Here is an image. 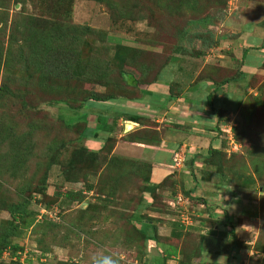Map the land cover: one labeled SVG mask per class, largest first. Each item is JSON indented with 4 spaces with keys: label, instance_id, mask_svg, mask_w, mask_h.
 <instances>
[{
    "label": "rangeland",
    "instance_id": "rangeland-1",
    "mask_svg": "<svg viewBox=\"0 0 264 264\" xmlns=\"http://www.w3.org/2000/svg\"><path fill=\"white\" fill-rule=\"evenodd\" d=\"M194 1L193 5L180 0L63 1L60 10L66 11L69 2L72 22L92 27L80 44L73 45V51L67 46L63 50L67 66L78 70L77 73L67 74L61 60L55 59L52 64L49 61V66H44V69L51 73V78L45 81L50 80L59 86L57 90L49 89L39 85L35 72L31 71L32 76L25 79V73L17 70L16 62L12 63L9 70L12 80L8 84L12 93L0 101V128L5 129L0 131V197L4 201H15L17 188L26 182L22 178H29L33 186L43 174L46 177L44 194H30L28 208L36 213L35 219L29 226L21 227L20 236L12 240L22 246V250L16 253V264H103L106 258L116 261V264H158L166 245L175 246L176 256H170L165 262L177 264L181 258L179 247L183 236L170 239L168 227L170 222L179 220L181 210L198 227L194 234H200V229L207 234V228L213 224L210 220H220L215 235L202 238L200 261L224 263L226 257L216 254V251L223 248L231 237L230 230H233L239 246V262L235 264H264V251L261 249L264 247V67L260 62L252 69L247 57L248 63L243 67L238 57L246 40H254L252 47L257 51L260 47L264 49V0ZM42 5L44 3L37 0H9V19L15 16L19 26L20 16L26 13L46 21L59 19L67 25L65 13L63 17L50 18L43 12ZM8 25L9 21L7 28ZM66 31L70 32L68 28L61 30L62 33ZM7 32L6 29V35ZM180 32L183 34L178 39ZM2 41L5 42V37ZM116 44L138 49L133 64L146 80H153L156 71L171 61H178L189 68L193 78L188 86L194 88L197 80H208L215 85V81L231 77L236 69L239 70L234 79L237 82L232 87L237 90L233 91L234 94L245 96L242 105L229 103L228 108L217 110L222 120L217 146L228 158L227 162L224 164L223 157H217L223 164L221 175L216 167L202 162L193 165L191 174H184V188L197 183L193 199L182 193L178 183L170 185L168 180L163 191L174 192H168L166 196L165 192L157 190L155 195L158 197L150 201L147 198L149 194L144 195L146 192L142 190L144 182L141 175L128 165L122 175L109 173L108 176L112 177L110 182L107 180L109 184L99 189L101 184L97 187L96 183L99 171L105 172L104 158H108L106 153L111 148L109 140L104 141V147L102 145L98 153L104 157L99 160L101 164L96 174L91 173L85 180L81 178L89 165L88 159L92 157L86 158L89 146L79 138L83 126L66 127L59 120L73 123L81 113H87V105L82 107L81 113L78 110L73 112L70 107L77 104L85 92H106L102 85L87 83L77 75L81 66L91 60L90 57L111 62V48ZM112 66L117 67L116 64ZM93 69L87 70L88 73L91 74ZM58 74L62 77L59 78ZM112 81L113 78L109 85ZM163 84H167L166 81ZM60 97L64 101H57ZM217 101L213 95L208 97V105H215ZM21 135L27 136L23 140L28 141L32 149L25 159V168L15 174L11 172L15 165L12 166L6 153L11 150L8 142L13 136ZM83 146L88 149H85L86 154L78 150L84 149ZM70 161L75 182L66 181L64 174V168ZM185 166L188 170L192 164L187 162ZM69 169H66L67 173ZM178 174H182L181 171ZM86 181L93 189L86 190ZM57 190L81 192L83 197L65 199L62 194L55 198L52 194ZM2 203L0 220H8L9 215L1 208ZM40 208L45 213L39 217ZM154 208H159L162 214L159 219L164 228H160V232L165 245L149 240L145 247H141L133 241L136 232L131 224V214L145 212L141 216L148 219L150 215H156L151 210ZM221 222L226 223L225 229ZM194 234L191 236L195 237ZM24 248L30 249L24 254ZM35 248L44 249L45 254L34 251ZM0 260L2 264H13L6 255H2Z\"/></svg>",
    "mask_w": 264,
    "mask_h": 264
},
{
    "label": "trees",
    "instance_id": "trees-1",
    "mask_svg": "<svg viewBox=\"0 0 264 264\" xmlns=\"http://www.w3.org/2000/svg\"><path fill=\"white\" fill-rule=\"evenodd\" d=\"M9 0H0V70L2 69V73L0 75V101L1 98L7 96L8 94L12 93V90H10V87L8 84H10L11 73L9 72L10 69H12L13 65L12 63L16 62V68L17 70H21L25 73V77L32 76L31 71L35 72L38 79V83L43 88H56V90L59 88V86L52 84L49 81H45L48 77L51 78V73H47L44 69V66H49V61H51V64L54 62L55 59L61 60L63 64L65 65L66 69L65 72L67 74H76L78 70H71L65 61L63 50L64 47L67 46V48L73 49V45L77 46L81 43L84 37L90 33L92 30V27L84 25V24H77L72 22L71 19V8H69V2L66 4L67 8L66 11L60 10V7H63V1L66 0H37L39 2H43L44 5H42L43 12L47 13V15L50 18H54L55 16H59L63 13L66 14V23L67 25L63 24L59 19L56 20H50L46 21L42 18H38L35 16H32L30 14H22L21 20L18 23L15 21V16L10 17L8 14V8H7V2ZM26 0H15V2H25ZM99 2H103V0H97ZM182 2H185L187 4L193 5L195 2L194 0H180ZM109 5H113L111 3H108ZM60 6V7H59ZM9 21V25L7 28V23ZM65 26V27H64ZM8 30L6 35V29ZM68 30L70 32H61L62 29ZM74 31V33H72ZM183 33L180 32L178 39L182 36ZM5 37V42L3 43L2 38ZM63 43V44H62ZM69 43V44H68ZM138 49L130 48L129 46H123L121 44H116L113 49L112 53V61L108 62L107 60L99 61L98 58L90 57L91 60H87L85 66H81V70L79 71L77 77L81 78L82 81H85L87 83H98L102 85L105 88V93H96L92 90L85 92L80 97V101L73 105H70V107L73 108H82L83 106L88 105L87 103L89 101L91 102H107L110 99H116L119 97H128V98H134V94L138 89V85L140 83L149 84L152 83L149 79H144L140 76V73L137 72V69H135V65L133 62H135V55L136 51ZM59 53H61V56H57ZM52 58V59H51ZM64 58V59H62ZM68 59V57H67ZM15 60V61H14ZM116 64L117 67H113L112 65ZM137 65V64H136ZM261 66L264 67V58L261 61ZM94 68L93 72L90 74L88 73L90 68ZM162 68V67H161ZM160 68V69H161ZM156 71V74L158 71ZM88 70V71H87ZM116 70V71H114ZM239 70H235L234 74L231 77H223L220 81H215L214 84L216 86L227 83L229 81L234 80L235 74H238ZM115 72V73H114ZM134 73H138L137 76H134V82L133 83H127L126 77L127 74H131L132 76ZM115 74V75H113ZM49 75V76H47ZM60 76V74H58ZM55 78H58L57 75H55ZM242 76V75H241ZM60 76L59 78H61ZM113 78V83L110 84L109 80ZM156 79V76L154 77ZM26 79V78H25ZM109 82V83H108ZM114 84V85H113ZM116 88V89H115ZM53 91V90H51ZM69 99V97H68ZM57 101H64V98L60 97L57 99ZM215 111V110H214ZM99 118H97L98 120ZM64 126L70 127V126H77V124H82V128H80L79 131V138H82L84 135L88 134V127L86 126V119L85 117L81 118V121H77L74 123L70 122H64V119L59 120ZM101 126H105L106 119L101 118L100 120ZM5 130V129H1ZM26 135H21V137L13 136V138L8 142L10 145V153H6V157H10L11 164L14 166L12 173H17L18 171H21V169H24L26 165L25 159L32 148L29 146V142L23 140ZM20 139H18V138ZM27 137V136H26ZM136 138L140 139H146L141 138L138 136H134ZM31 141V136H29ZM111 140V139H110ZM107 142L108 140L105 138L104 140ZM148 141H155V138H149ZM112 145V143L110 142ZM84 147V146H83ZM104 147V145H103ZM102 148V147H101ZM101 148L97 151H89L88 155H86V158L92 155L91 158L88 159L89 165L87 170H84V173L81 174V178L85 180L91 173L96 174L98 165H100L99 160H103V157L99 156V151ZM87 148L84 147V149L79 148L78 150L84 151V154H86ZM109 151V150H108ZM93 152V153H92ZM108 153V152H107ZM96 154V156H94ZM107 155V154H106ZM218 156L223 157L224 164L227 162L228 158H225V154L220 149L216 148H208L207 155L205 158H203V163L205 165H212L216 167L218 170V174L221 175V170L223 169V164L219 162L217 159ZM104 161L106 163L105 172L102 174L101 171H99L100 176H98V180L96 183V186L98 187L101 184V187L107 186V180L109 181V178H112L108 176L109 173L114 172L116 175H122L125 173L124 167L127 165L129 168L131 167L132 171L137 173V175H141L142 181L144 182V185L142 187V190L147 192L150 196V201H153L155 198H157L158 194H156V191L158 189L163 190L165 189L166 182L170 180L171 184L173 185L175 183L179 184L180 190L182 193L189 198H192L190 196V190L185 189L183 187L182 181L180 179H177L173 177V175L168 176L164 178L159 183H152L149 181V173H150V164L138 160H134V162L118 158L116 156H110V158H104ZM70 164V165H69ZM69 164L64 168V174L66 177V181H74L75 182V172L71 173V169L73 168L72 161L69 162ZM82 166V165H81ZM105 166V165H104ZM115 166H117L115 168ZM46 167H49V163H46ZM70 168L68 173L66 172L67 168ZM2 169V166L0 165V171ZM123 171V172H122ZM14 174V175H15ZM45 174H43L39 179L38 182H36L33 186L30 181V179H25L26 182H22L24 184H21L17 190H16V196L17 200L15 201H4L0 197V203L3 204L1 207L4 209L8 215L9 219H3L0 220V257H2L3 251H8V254L6 255L9 259L10 263L16 264L18 263V256L17 252L18 250H22V246L19 244H15L12 242L14 238H17L21 234V227H27L31 224V222L35 219L36 213H34L32 210L28 208L29 205V198L31 192H37L40 194H44L45 192ZM119 181V180H118ZM110 182V181H109ZM120 182V181H119ZM118 182V183H119ZM86 190H91L92 185L88 184L87 181L85 183ZM192 191V190H191ZM112 190L110 191V193ZM174 192V191H169ZM63 194V195H62ZM54 197H60L61 195L65 199H81L83 196L81 192H72L68 190H57L53 192L52 196ZM1 196V195H0ZM51 196V197H52ZM51 199V198H50ZM193 199V198H192ZM208 210V209H207ZM210 213V212H209ZM149 221H156L155 219L148 218ZM43 221V220H42ZM213 224L212 226H209L211 228L218 227V219H211L210 220ZM180 218L179 220L172 221L170 223L171 225V233L169 235V238L171 239H180V237L183 236L181 239V246L179 247V252L181 253V258L178 259L177 264H235L239 262L238 257V240L234 238V232L233 230H230V239L226 240L225 245H223V248L216 251V254H223L226 259L224 263L219 262H204L200 261L201 254L203 252L202 250V238L205 234H194V231L190 226L187 227L185 231H182ZM46 224V223H45ZM132 224V223H131ZM223 229L227 227L226 223H220ZM133 229L136 232L133 238V241H136L141 247H145V244L147 241H154L156 244H164V238L157 235L156 233V225L154 223L147 224L144 228H137L133 224ZM190 232V234H189ZM191 232L195 235V237H192ZM197 237V238H196ZM164 242V243H163ZM25 249V248H24ZM23 249V250H24ZM30 249V248H28ZM138 249V247H137ZM228 251H225V250ZM264 251V247L261 248ZM139 250V249H138ZM34 251H37L39 253L45 254L44 249H37L35 248ZM164 255L161 258V260H158V264H167L165 261L167 258H169L171 255L176 254L175 246L166 245L163 249ZM15 257V259L13 258ZM195 259H198L197 261ZM0 264H2L0 260ZM144 264V263H143Z\"/></svg>",
    "mask_w": 264,
    "mask_h": 264
},
{
    "label": "crops",
    "instance_id": "crops-1",
    "mask_svg": "<svg viewBox=\"0 0 264 264\" xmlns=\"http://www.w3.org/2000/svg\"><path fill=\"white\" fill-rule=\"evenodd\" d=\"M108 37L110 39L109 35ZM246 41L244 47L240 49L239 62L243 67L250 62L249 64L253 69L256 64L259 65L261 62L264 49L260 47L257 51L256 48L252 47L254 40ZM113 49L114 47L111 48L112 53ZM245 57L248 58V62ZM251 58L255 60L251 62ZM189 72V68L183 67L182 63L171 61L160 69L156 74V79L154 78V81H151L152 83H140L138 85L139 90L135 92L134 98L119 97L110 99L107 102H97V104L89 101L87 103V113H81L82 108H73V112L78 110L81 113L77 121H81L82 117H85L87 121L88 134L81 138L83 144L88 145L90 151H98L106 138L112 143L110 151L106 153L107 157L117 155L149 163L150 182L156 184L168 176L171 177V175L178 179L181 177L180 180L182 181L183 177H186L185 173L191 174L193 165L203 163L208 148H219L217 145L220 141L219 131H222L220 130L222 120L220 121L217 110L228 108L229 103L233 106L242 105L245 99L244 95H236L233 92L237 91L232 87L237 82L236 80L218 86L209 83L208 80H197L194 88L188 86L193 78L191 72ZM134 79V75L127 74V83H133ZM186 80L190 81L187 82ZM165 81L167 84H163ZM210 95L218 100L215 105H208ZM97 118H99L98 120L105 118L106 127H102ZM149 138H155V141H148ZM176 153L183 156L182 166L178 169L172 167V157ZM187 162L190 165L192 164L188 170L185 166ZM179 171L182 174L179 175ZM186 186L185 189L190 190V196L195 197L197 183L194 182L193 185L188 184ZM158 190L163 191L164 189ZM168 192L163 191L166 196L169 195ZM213 195L215 196L216 193ZM144 198L147 200L146 196ZM147 198L150 199V196H147ZM151 210L155 211L156 215H149L156 221L142 218L141 215L144 214L141 213L145 212L140 213L137 211L131 214V223L141 229L146 227L147 224L154 223L157 235L161 236L160 228H164V225L160 224L159 217L162 214H160L159 208ZM180 224L182 231H185L188 226L193 231L198 228L193 224L190 217L186 222ZM168 228H170V235L171 225ZM210 229L216 230V227H208L206 231L208 232ZM202 231L203 229H200V234L208 235L202 233ZM171 256L175 257L176 255Z\"/></svg>",
    "mask_w": 264,
    "mask_h": 264
},
{
    "label": "built area",
    "instance_id": "built-area-1",
    "mask_svg": "<svg viewBox=\"0 0 264 264\" xmlns=\"http://www.w3.org/2000/svg\"><path fill=\"white\" fill-rule=\"evenodd\" d=\"M182 163H183V156H182V154H178V153H176L175 154V156L172 158V167L174 168V169H178V168H180L181 166H182ZM41 209L42 208H40L39 210H38V212L40 213L39 214V217H40V215L42 214V213H45V210H43V211H41ZM183 212H184V210H181V212H180V221L182 222V223H184V222H186L187 221V219H188V217H187V215H186V213H185V215H183ZM52 215L50 214V217H51ZM28 250L29 249H27V248H25L23 251H25L24 252V254L26 253V252H28ZM8 254V251H3V254L2 255H7ZM14 259H15V257H13Z\"/></svg>",
    "mask_w": 264,
    "mask_h": 264
},
{
    "label": "clouds",
    "instance_id": "clouds-1",
    "mask_svg": "<svg viewBox=\"0 0 264 264\" xmlns=\"http://www.w3.org/2000/svg\"><path fill=\"white\" fill-rule=\"evenodd\" d=\"M103 264H116V261H114V260H111V259H105L104 261H103Z\"/></svg>",
    "mask_w": 264,
    "mask_h": 264
},
{
    "label": "water",
    "instance_id": "water-1",
    "mask_svg": "<svg viewBox=\"0 0 264 264\" xmlns=\"http://www.w3.org/2000/svg\"><path fill=\"white\" fill-rule=\"evenodd\" d=\"M215 233H216V230L215 229H210L207 232L208 235H215Z\"/></svg>",
    "mask_w": 264,
    "mask_h": 264
}]
</instances>
